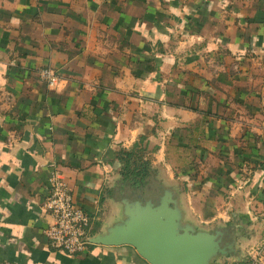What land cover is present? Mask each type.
<instances>
[{
	"label": "crops",
	"instance_id": "1",
	"mask_svg": "<svg viewBox=\"0 0 264 264\" xmlns=\"http://www.w3.org/2000/svg\"><path fill=\"white\" fill-rule=\"evenodd\" d=\"M142 134L156 178L137 192L116 152ZM54 171L92 233L118 190L165 181L224 231L213 264L247 259L264 240V0H0V264H151L131 244L53 248Z\"/></svg>",
	"mask_w": 264,
	"mask_h": 264
},
{
	"label": "water",
	"instance_id": "2",
	"mask_svg": "<svg viewBox=\"0 0 264 264\" xmlns=\"http://www.w3.org/2000/svg\"><path fill=\"white\" fill-rule=\"evenodd\" d=\"M145 192L118 190L116 215L89 241L131 244L151 264H213L226 253L221 227L198 226L182 207L174 184L158 181Z\"/></svg>",
	"mask_w": 264,
	"mask_h": 264
},
{
	"label": "built area",
	"instance_id": "3",
	"mask_svg": "<svg viewBox=\"0 0 264 264\" xmlns=\"http://www.w3.org/2000/svg\"><path fill=\"white\" fill-rule=\"evenodd\" d=\"M39 75L48 86L54 85L59 79L52 68L40 69ZM43 205L51 215V221L44 228L50 245L70 254L87 251L93 244L88 239L92 234L91 215L77 203L71 187L57 171L50 178ZM225 264H264V240L248 250L244 262L231 261Z\"/></svg>",
	"mask_w": 264,
	"mask_h": 264
},
{
	"label": "trees",
	"instance_id": "4",
	"mask_svg": "<svg viewBox=\"0 0 264 264\" xmlns=\"http://www.w3.org/2000/svg\"><path fill=\"white\" fill-rule=\"evenodd\" d=\"M146 135L142 134L130 150L119 149L116 152L119 172L123 181L132 190H141L156 178V170L151 165V160L146 156V146L143 144Z\"/></svg>",
	"mask_w": 264,
	"mask_h": 264
},
{
	"label": "rangeland",
	"instance_id": "5",
	"mask_svg": "<svg viewBox=\"0 0 264 264\" xmlns=\"http://www.w3.org/2000/svg\"><path fill=\"white\" fill-rule=\"evenodd\" d=\"M147 156H148V154H147Z\"/></svg>",
	"mask_w": 264,
	"mask_h": 264
}]
</instances>
